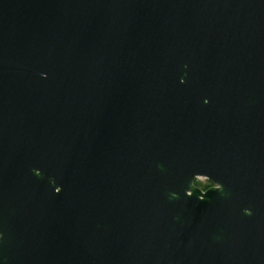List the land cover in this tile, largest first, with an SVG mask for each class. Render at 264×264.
I'll use <instances>...</instances> for the list:
<instances>
[{"label":"water","instance_id":"obj_1","mask_svg":"<svg viewBox=\"0 0 264 264\" xmlns=\"http://www.w3.org/2000/svg\"><path fill=\"white\" fill-rule=\"evenodd\" d=\"M0 264H264V0H0Z\"/></svg>","mask_w":264,"mask_h":264},{"label":"rangeland","instance_id":"obj_2","mask_svg":"<svg viewBox=\"0 0 264 264\" xmlns=\"http://www.w3.org/2000/svg\"><path fill=\"white\" fill-rule=\"evenodd\" d=\"M194 184L197 187H199L201 190H204V189H206L212 185L208 180H206L205 178H202V177L196 178L194 181Z\"/></svg>","mask_w":264,"mask_h":264},{"label":"flooded vegetation","instance_id":"obj_3","mask_svg":"<svg viewBox=\"0 0 264 264\" xmlns=\"http://www.w3.org/2000/svg\"><path fill=\"white\" fill-rule=\"evenodd\" d=\"M211 186H212V185H211ZM211 186H209V187H211ZM209 187H208V188H209ZM206 189H207V188H206ZM204 190H205V189H204Z\"/></svg>","mask_w":264,"mask_h":264}]
</instances>
